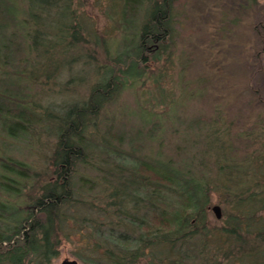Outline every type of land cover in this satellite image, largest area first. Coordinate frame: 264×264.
Here are the masks:
<instances>
[{
    "label": "trees",
    "instance_id": "trees-1",
    "mask_svg": "<svg viewBox=\"0 0 264 264\" xmlns=\"http://www.w3.org/2000/svg\"><path fill=\"white\" fill-rule=\"evenodd\" d=\"M29 1L26 0L21 27L30 22L35 25L34 31L25 35L31 49L44 29L35 20L32 9L46 0H35L33 4L31 0L32 5ZM173 1L150 0L138 40L125 41L124 48L117 53L110 54L107 40L96 36L94 42L104 45L108 62L101 67L103 73L91 84L88 99L83 103H67L57 113L46 107L38 112L33 100H28L14 85V78L11 81L9 76H0L1 129L8 136L20 137L30 134L37 123L48 122L58 136L51 157L53 176L30 195L21 213L13 198L22 195L35 175L30 176L32 170L18 158L2 155L0 159V264L51 263L61 243L73 231L70 221L79 229L92 225L86 241L90 246L85 252L76 253L85 264H138L147 258L152 259L145 260L149 264H227L242 257L249 258L250 264H264V222L261 223L262 216L254 221L259 213H264V170L251 167L255 156L264 163V151L238 159L226 137L228 125L224 128L222 122L215 121L205 126L207 150L215 155V178L210 179L198 177L169 159L149 158L133 149L120 152L102 147L96 151L93 141L85 135L90 116L122 89L123 75L143 74L147 59L156 62L164 53L166 59L170 58ZM141 3L142 0H124L122 18L134 16ZM14 7L13 3L0 0V34L16 22ZM70 22L60 25L66 51L84 47L89 41L80 36L79 26ZM16 36L13 31L8 38L5 36L7 41H0V61L4 65L15 62L14 55L20 49ZM43 51L46 52L45 48ZM71 62L73 58L67 59L65 65L69 67ZM37 64L45 67L42 59L36 58ZM47 66L49 61L48 70L44 71L49 77L52 70ZM26 71L27 77L33 78L34 70ZM100 151L107 156L101 160L107 168H100ZM80 164L96 166L104 173L99 176L104 184L99 196L95 187L101 184L94 176L74 178ZM212 191L224 198L223 225L208 219ZM84 208L101 213L105 220L96 221L82 211ZM95 233L98 238L91 239Z\"/></svg>",
    "mask_w": 264,
    "mask_h": 264
},
{
    "label": "rangeland",
    "instance_id": "rangeland-1",
    "mask_svg": "<svg viewBox=\"0 0 264 264\" xmlns=\"http://www.w3.org/2000/svg\"><path fill=\"white\" fill-rule=\"evenodd\" d=\"M7 1L15 5L16 22L3 30L0 41H7L6 37L15 31L20 49L13 64L4 65L0 61V76L14 78V85L19 86L28 100H33L38 112L46 107L57 113L67 103L87 100L91 84L101 77V67L108 59L104 45L94 42L96 36L107 40L110 54L122 50L125 41L138 40L150 0H142L136 14L126 18H122L124 0H46L32 9L35 20L44 29L31 49L25 35L28 31L32 33L35 25L30 22L21 27L27 11L26 0ZM66 21L79 26L80 36L89 39L84 47L65 50L60 25ZM170 25V58L166 59L164 53L156 62L147 59L143 74L123 75L122 89L90 116L85 135L93 141L96 151L102 147L120 152L133 149L149 158L169 159L198 177L215 178V155L207 150L205 141V126L209 123L228 125L226 137L238 159L264 151V0H174ZM36 58L42 59L45 67L36 66ZM69 58L73 62L68 67L65 64ZM48 61L47 67L52 70L49 77L44 73ZM55 66L58 68L54 69ZM30 69L34 70L33 78L26 75ZM57 140L56 129L48 122L37 123L30 134L20 137L8 136L0 127V159L2 155L18 158L32 170L30 176L35 175L23 188L22 195L13 198L20 213L30 195L53 176L51 157ZM102 152L100 168H107L101 161L107 157ZM254 159L251 167L264 170V163L257 156ZM96 166L78 165L74 178L94 176L101 184L95 187L99 196L104 188L99 176L104 173ZM210 195L211 205L219 204L222 216L216 218L210 208L208 219L223 225L224 198L217 191ZM82 211L98 222L106 218L85 208ZM259 214L254 221L262 216L263 223L264 213ZM69 224L73 231L49 264L64 258H76L78 264H85L76 253L85 252L90 246L86 241L92 225L79 229L73 221ZM98 235L93 234L91 239H97ZM145 260L138 264H149ZM250 263L249 258L242 257L227 264Z\"/></svg>",
    "mask_w": 264,
    "mask_h": 264
},
{
    "label": "water",
    "instance_id": "water-1",
    "mask_svg": "<svg viewBox=\"0 0 264 264\" xmlns=\"http://www.w3.org/2000/svg\"><path fill=\"white\" fill-rule=\"evenodd\" d=\"M209 208H211V210L214 212L216 218H220L222 216L221 206L219 204H212L209 206ZM55 264H78V260L76 258H64Z\"/></svg>",
    "mask_w": 264,
    "mask_h": 264
}]
</instances>
